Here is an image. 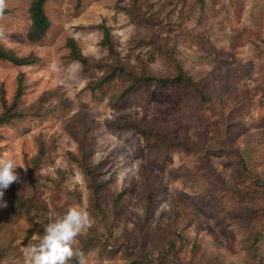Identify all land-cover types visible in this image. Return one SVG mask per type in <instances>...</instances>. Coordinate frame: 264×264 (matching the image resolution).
<instances>
[{
  "label": "rangeland",
  "instance_id": "1",
  "mask_svg": "<svg viewBox=\"0 0 264 264\" xmlns=\"http://www.w3.org/2000/svg\"><path fill=\"white\" fill-rule=\"evenodd\" d=\"M31 1L0 8V47L33 60L0 59V264L73 206L67 264H264V0H45L38 41ZM178 67L195 87L142 81Z\"/></svg>",
  "mask_w": 264,
  "mask_h": 264
},
{
  "label": "clouds",
  "instance_id": "2",
  "mask_svg": "<svg viewBox=\"0 0 264 264\" xmlns=\"http://www.w3.org/2000/svg\"><path fill=\"white\" fill-rule=\"evenodd\" d=\"M3 7L0 0V8ZM19 167L17 162L9 157L0 159V198L3 197V190L18 179L15 169ZM6 203L0 199V207ZM91 220L86 209L70 207L62 216L56 219H49L41 235L33 243L31 240L23 246L25 264H67L74 255L72 242L82 230L89 227ZM79 264H85L80 253Z\"/></svg>",
  "mask_w": 264,
  "mask_h": 264
},
{
  "label": "trees",
  "instance_id": "3",
  "mask_svg": "<svg viewBox=\"0 0 264 264\" xmlns=\"http://www.w3.org/2000/svg\"><path fill=\"white\" fill-rule=\"evenodd\" d=\"M45 3V0H32L31 1V5H30V19H31V28H30V34H29V38L32 41H38L40 40L43 36L45 31L47 30L49 24L48 21L44 15V11H43V5ZM1 12V11H0ZM1 13H5V11L1 12ZM102 34L104 36V43L107 44L109 42V37H108V30L104 25L99 26ZM68 48L70 51V57L72 58V60L78 61L79 63H81L82 65H86V59L83 58L77 48L76 45L69 40L68 43ZM0 59L2 60H6L9 61L15 65H29L33 63V60L29 59V58H23V59H18L16 57L13 56V54L10 51H5L3 48L0 47ZM119 68L124 72L125 69L122 68L121 66H119ZM179 68V67H178ZM178 73L175 77H154V76H147V77H143L142 81H147V82H157L160 85L166 86V85H170V86H176L179 84H182L184 86H191V87H195L192 82V80L189 77H186L183 74V71L179 68ZM110 75H105L102 80L99 82V85L102 86L103 84H105L106 82H110L112 80L113 77V69L109 71ZM131 88H128L127 92H131ZM125 94V95H126ZM202 99H205V97L203 95H199ZM1 117H9L7 115L5 116H1Z\"/></svg>",
  "mask_w": 264,
  "mask_h": 264
}]
</instances>
